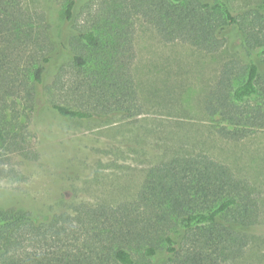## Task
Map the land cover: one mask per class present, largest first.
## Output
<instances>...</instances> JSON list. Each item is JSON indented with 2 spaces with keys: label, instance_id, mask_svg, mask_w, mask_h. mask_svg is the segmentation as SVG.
<instances>
[{
  "label": "trees",
  "instance_id": "1",
  "mask_svg": "<svg viewBox=\"0 0 264 264\" xmlns=\"http://www.w3.org/2000/svg\"><path fill=\"white\" fill-rule=\"evenodd\" d=\"M57 2L58 36L50 1L30 10L26 0H0V179L17 177L15 157L29 161V116L43 108L84 123L142 115L134 75L138 21L165 43L227 52L204 113L227 141L264 130V0L240 9L232 0ZM174 156L150 170L133 202L117 208L87 207L76 217L0 207V264L240 260L260 219L257 189L208 155Z\"/></svg>",
  "mask_w": 264,
  "mask_h": 264
},
{
  "label": "rangeland",
  "instance_id": "2",
  "mask_svg": "<svg viewBox=\"0 0 264 264\" xmlns=\"http://www.w3.org/2000/svg\"><path fill=\"white\" fill-rule=\"evenodd\" d=\"M49 1L58 36L57 0H26V5L39 10ZM232 1L240 9L261 0ZM135 34L134 75L144 103L142 115L129 121L96 117L86 123L62 119L46 108L30 115L26 137L31 155L29 161L14 158L17 177L0 179V207L76 217L87 207L117 208L137 198L155 166L179 153L205 154L248 180L259 194L260 219L252 242L240 260L229 264H264V130L240 142L227 141L203 110L227 52L210 55L165 43L143 21L137 22ZM40 89L44 99L49 97ZM53 99L71 103L61 95ZM25 105L23 98L16 107L22 120Z\"/></svg>",
  "mask_w": 264,
  "mask_h": 264
}]
</instances>
